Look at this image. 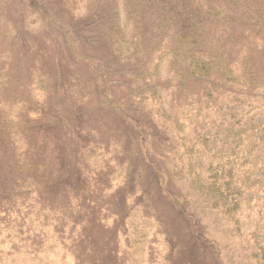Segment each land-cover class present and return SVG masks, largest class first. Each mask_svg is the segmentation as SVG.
Segmentation results:
<instances>
[{
  "label": "rangeland",
  "instance_id": "rangeland-1",
  "mask_svg": "<svg viewBox=\"0 0 264 264\" xmlns=\"http://www.w3.org/2000/svg\"><path fill=\"white\" fill-rule=\"evenodd\" d=\"M0 264H264V0H0Z\"/></svg>",
  "mask_w": 264,
  "mask_h": 264
}]
</instances>
